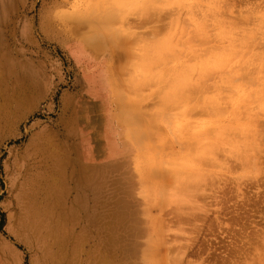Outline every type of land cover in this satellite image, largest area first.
Wrapping results in <instances>:
<instances>
[{
  "label": "rangeland",
  "instance_id": "obj_1",
  "mask_svg": "<svg viewBox=\"0 0 264 264\" xmlns=\"http://www.w3.org/2000/svg\"><path fill=\"white\" fill-rule=\"evenodd\" d=\"M152 1L132 0L129 16L139 12L148 16L158 7ZM260 1L228 0L218 15L220 22L204 20V30L183 47L185 54L174 59L194 62L202 53L199 50L228 49L230 38L242 40L238 29L228 38L222 35L224 20L254 31L245 48L237 50L243 58L231 65L241 62L240 76L243 83L248 79L246 84L238 82L228 92L226 73H213L205 80L230 95V108L240 112L233 120L227 116L218 121L198 106L197 99L177 108L157 102L169 90L166 77L158 78L157 94L150 92L151 85L133 92L128 72L139 71L133 64L141 61L143 43L131 47L134 54L129 51L124 57L121 86L139 100L130 112L138 122V134L152 127L157 130L160 147L152 149L144 141L136 142L132 128L119 123L103 102L102 81L111 77L109 53L97 61L89 59L66 30L62 18L81 12L83 0H0V264H152L144 258L152 252L148 244L154 238L153 205L160 210L162 244L172 253L179 246L174 236L184 241L187 233L179 231L170 214L177 206L189 208V200L179 191L198 165L194 159L199 144L205 142L200 138L214 136V126L220 124L233 125L240 146H254L249 151L253 157L234 152L226 165L222 161L211 165L200 191L220 188L228 193V203H243V215L238 217L246 222V230L229 235L226 227L204 229L188 251L198 244L202 250L203 237L214 232L217 240L210 241L220 246L201 253L213 259L217 251L226 250L227 259L216 257L215 264H264V30L259 28L264 6ZM192 4L196 0L165 3L175 9L179 27L185 23L189 32L191 24L203 21V12ZM151 24L139 30L149 34ZM189 105L198 106L193 115L188 113ZM202 200L212 203L210 211H201L205 223L217 214L220 219L224 216L225 211L215 212V201L206 193L198 198ZM187 211L192 212L183 214ZM230 214L222 219L235 220ZM229 240L241 250L228 246ZM188 257L190 264H199L197 255Z\"/></svg>",
  "mask_w": 264,
  "mask_h": 264
},
{
  "label": "bare ground",
  "instance_id": "obj_2",
  "mask_svg": "<svg viewBox=\"0 0 264 264\" xmlns=\"http://www.w3.org/2000/svg\"><path fill=\"white\" fill-rule=\"evenodd\" d=\"M166 1L167 0L152 1L151 3H158L157 8H153L154 4H147L149 8H153L150 14L148 13V16L143 12H139L136 16L130 17L127 12V7L132 0H83V10L81 12L77 14H67L68 20L62 18L66 25V30L76 40L74 44L78 45L81 48L80 52L88 55L89 59L97 61L103 53H109L108 71L111 72V77L102 81L104 86L103 102L109 107L110 114L114 115L119 123H125L132 128L134 132L131 133V135H137L136 142L140 141V143L143 144L144 141V143L152 149H158L160 147L156 140L157 130L152 127V129L146 130L141 136L138 134L136 130L139 127L138 122L133 121V113L130 114V112L133 107L139 105V100L134 98L131 92H125L127 89L121 86L124 57L128 55L129 51L131 54H134L131 47L133 45L137 46V43L140 41L143 43L141 61L138 58L133 64V67L139 71L128 72V76L133 83V92H137L141 88L151 85L150 92L157 94L159 93L157 90L160 88L158 78L166 77L169 90L159 98L157 102L171 104L177 108L179 105L184 106L189 103L191 104L194 99H197V103H199L198 106H201L203 111L222 122L227 120V116L229 120H233L235 115L238 116L240 114V112H234L236 108H230V95H228L226 91L229 92L239 84H246L248 81L247 79L243 83L244 77L240 76V71L242 70L240 69L241 62H239L237 66L233 65L231 67V65L236 59L242 57L237 56V50L245 48L247 45L245 40L254 37V31L251 29L240 27L232 20H224L222 26L225 29H223L222 35L228 38L229 33L238 29L239 35L242 38V40L230 38L231 46L228 48L230 49L229 52L225 46H218L217 49L216 47H211L209 49L199 50L202 53L194 62L189 60L174 62L177 55L186 53L183 51V47L189 45L193 40L191 38L196 37L197 33L200 34L202 30H204V20L214 19V21L220 22V16L218 15L221 11L222 13L224 12L228 5V0H196V4L192 5H197L203 12V21L201 23L191 24L192 31L190 32L187 31L185 23L183 26L179 27V16L174 12L175 9H170L168 5H165ZM257 5H259V3ZM260 5L264 6V0L260 1ZM167 18H169V21H167ZM149 21L152 23L146 31L149 34H145L144 31L139 29L147 26ZM259 28L264 30V15L260 17ZM220 72L226 73L227 81H229L227 84V88L229 89H226V91L224 90L225 92H219L216 83L212 82L207 84L205 82L209 75L213 73L218 74ZM198 93L202 96L199 97L200 95H198ZM208 93H212V95ZM193 105L187 106L189 115H193L194 110L198 107ZM214 131V136L200 138L204 139L205 142L199 144L198 155L194 159L195 163L198 165L193 169L192 174L183 182V188L179 191L189 200L190 203L186 204L189 208L182 207L180 209L179 206H177L174 208V212L172 211L170 214L174 216V219L171 221L176 223L179 231L187 233L185 240L178 241L176 236H174L173 240L177 241L179 246L174 248L172 253L170 247L165 248L164 243L162 244L161 241L162 226L160 223L162 220L160 221L158 216L160 210L158 211L153 205L157 211L153 214L155 219L150 229L154 238L150 241V245L148 244L149 248L152 247V252L148 254L149 256H145V261L148 260L152 264H190L191 261L188 255L195 254L197 258H200V260H198L199 264H215L216 257L222 261L227 259L228 255L226 253L228 252L226 250L223 251L220 249V251H217L218 254H215L216 257L213 258L214 260L207 256H203L201 253L204 251V248H206L205 251L208 252L211 250L210 248L213 250L220 246L215 244L214 241H210V239L217 240L214 232L210 234V236L205 235L203 237L201 241L203 245L202 250L200 244H198L196 250L188 251L192 248V244L195 243V240H197L202 230L209 229L211 231L215 227L219 229L226 227V229L230 231L229 235H231V233L234 235L237 230L238 233L240 231L243 232L242 230H246V222L244 220H239L240 218L238 217L243 215L241 211L245 205L240 203L241 205L239 206L238 202L228 203V193L226 191L221 193L220 188L217 190L213 189L215 191L208 190L205 193L215 201V210H217L215 212L219 210L225 211H220L224 214L223 217L231 213L234 215L235 218H233L235 220L225 222L222 219L223 217L221 216L222 218L220 219V216L217 214L216 219L214 218L215 220H210L209 223H205L201 215V211H210V206L212 205L208 200L198 201L199 197L205 196V193H201L200 190L202 183L206 180L209 173L208 167L215 165L217 162L219 163V161H222L223 165H226L224 163L227 162L226 160L229 158L230 153L234 152L236 154L244 153L248 156V159L253 157L249 151L253 150L254 146L246 145L248 146L246 147L243 144L241 147L238 143V135L233 125L220 124L214 126ZM131 135L129 137H131ZM197 142L199 143L198 139ZM185 210H191L192 212L187 211L186 215H184L183 212L185 213ZM248 213L249 212L245 210L244 216ZM186 225L190 226L186 227ZM223 232L224 231L221 230L220 233L223 234ZM53 235H56V233H53ZM229 235H227V237ZM236 243L234 244L232 240L228 242L227 245L235 248L234 250L236 251H240L241 247H237ZM228 248L226 249L229 250ZM161 250L164 251L160 252Z\"/></svg>",
  "mask_w": 264,
  "mask_h": 264
}]
</instances>
